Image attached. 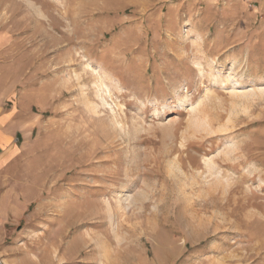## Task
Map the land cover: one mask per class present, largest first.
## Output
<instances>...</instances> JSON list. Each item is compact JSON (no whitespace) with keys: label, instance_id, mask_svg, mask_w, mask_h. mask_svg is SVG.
<instances>
[{"label":"rangeland","instance_id":"1","mask_svg":"<svg viewBox=\"0 0 264 264\" xmlns=\"http://www.w3.org/2000/svg\"><path fill=\"white\" fill-rule=\"evenodd\" d=\"M0 264H264V0H0Z\"/></svg>","mask_w":264,"mask_h":264}]
</instances>
